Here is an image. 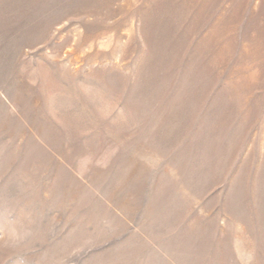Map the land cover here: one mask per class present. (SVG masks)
Listing matches in <instances>:
<instances>
[{"label":"rangeland","instance_id":"374dc122","mask_svg":"<svg viewBox=\"0 0 264 264\" xmlns=\"http://www.w3.org/2000/svg\"><path fill=\"white\" fill-rule=\"evenodd\" d=\"M0 264H264V0H0Z\"/></svg>","mask_w":264,"mask_h":264},{"label":"bare ground","instance_id":"6f19581e","mask_svg":"<svg viewBox=\"0 0 264 264\" xmlns=\"http://www.w3.org/2000/svg\"><path fill=\"white\" fill-rule=\"evenodd\" d=\"M41 67V66H40Z\"/></svg>","mask_w":264,"mask_h":264}]
</instances>
